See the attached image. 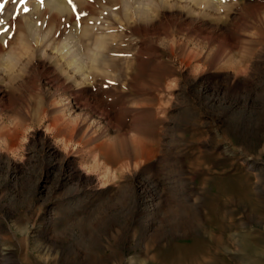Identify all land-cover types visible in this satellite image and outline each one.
<instances>
[{
	"label": "rangeland",
	"instance_id": "rangeland-1",
	"mask_svg": "<svg viewBox=\"0 0 264 264\" xmlns=\"http://www.w3.org/2000/svg\"><path fill=\"white\" fill-rule=\"evenodd\" d=\"M0 264H264V0H0Z\"/></svg>",
	"mask_w": 264,
	"mask_h": 264
},
{
	"label": "snow or ice",
	"instance_id": "snow-or-ice-1",
	"mask_svg": "<svg viewBox=\"0 0 264 264\" xmlns=\"http://www.w3.org/2000/svg\"><path fill=\"white\" fill-rule=\"evenodd\" d=\"M112 83H114V82H112V81H108V82H106L105 85H104L105 88H107V87L109 86V84H112Z\"/></svg>",
	"mask_w": 264,
	"mask_h": 264
}]
</instances>
